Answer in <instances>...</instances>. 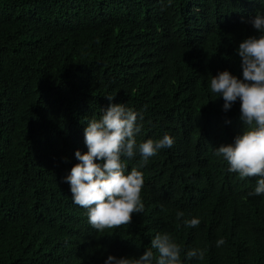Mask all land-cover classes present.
Wrapping results in <instances>:
<instances>
[{"label":"trees","instance_id":"1","mask_svg":"<svg viewBox=\"0 0 264 264\" xmlns=\"http://www.w3.org/2000/svg\"><path fill=\"white\" fill-rule=\"evenodd\" d=\"M257 12L264 0H0V264L139 258L158 233L181 264H264V194L249 196L259 177L215 155L243 132L240 101L225 112L210 89L224 70L243 78L237 49L259 35ZM110 104L139 114L138 145L174 143L143 166L122 157L144 180L131 224L98 231L80 217L69 234L42 206L67 203L59 177L79 163V120ZM192 249L204 258L188 260Z\"/></svg>","mask_w":264,"mask_h":264},{"label":"clouds","instance_id":"2","mask_svg":"<svg viewBox=\"0 0 264 264\" xmlns=\"http://www.w3.org/2000/svg\"><path fill=\"white\" fill-rule=\"evenodd\" d=\"M247 22L259 35L246 37L238 46L243 78L224 70L212 76L210 89L223 98L225 112L240 101V119L245 124L243 132L235 137L233 144L215 148V155L223 157L229 171L238 173L241 179L259 177L254 192L249 193L252 196L264 194V14L257 12ZM138 115L124 104H110L102 110L99 120L80 118L81 137L75 145L79 163H74L66 178L59 177L67 203L61 207L52 203L42 206L64 232L73 234L74 222L80 217L87 226L104 231L131 224L134 213H143V173L136 164L130 165L131 171H127L122 157L134 162L141 160L143 166L160 149L171 148L174 140L166 133L159 140L148 139L138 145L135 138L141 131ZM183 215L178 212L177 219ZM184 223L197 227L200 220L192 218ZM224 243L223 238L219 239L217 247ZM152 249L157 250L158 255L154 256ZM181 252L170 234L158 233L151 240V248L139 258L109 255L104 264H154V261L155 264H181ZM186 258L202 260L204 252L192 249L187 251Z\"/></svg>","mask_w":264,"mask_h":264}]
</instances>
